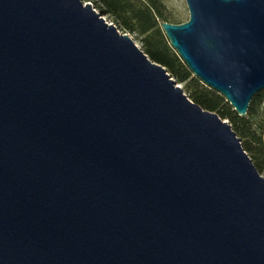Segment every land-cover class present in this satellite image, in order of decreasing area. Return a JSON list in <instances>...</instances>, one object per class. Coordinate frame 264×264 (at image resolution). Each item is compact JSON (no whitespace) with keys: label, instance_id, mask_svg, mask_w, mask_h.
<instances>
[{"label":"water","instance_id":"obj_1","mask_svg":"<svg viewBox=\"0 0 264 264\" xmlns=\"http://www.w3.org/2000/svg\"><path fill=\"white\" fill-rule=\"evenodd\" d=\"M185 2L166 40L246 117L264 0ZM176 85L88 2L0 0V264H264V177Z\"/></svg>","mask_w":264,"mask_h":264},{"label":"trees","instance_id":"obj_2","mask_svg":"<svg viewBox=\"0 0 264 264\" xmlns=\"http://www.w3.org/2000/svg\"><path fill=\"white\" fill-rule=\"evenodd\" d=\"M87 1L100 4L106 8V13L114 16L117 21L121 22V25L125 29L131 32L136 31L142 35L151 31L148 36L142 39L143 53L151 61L164 67L166 72L172 78H175L178 83L187 82L192 87L190 93L186 95L190 101L199 105L204 110L217 112L221 119L228 121L232 130L239 138L243 150L250 159L251 157L248 153L264 157V133H257L250 122V117L255 115L257 106L262 102L264 91L252 99L246 117H239L221 95L206 87L195 78L177 54L171 49L161 29V22L158 23L157 17L153 15L155 11L158 13V8L154 3H150L147 8L136 9L127 0ZM127 14L128 16H126ZM251 161L253 163L252 159Z\"/></svg>","mask_w":264,"mask_h":264},{"label":"rangeland","instance_id":"obj_3","mask_svg":"<svg viewBox=\"0 0 264 264\" xmlns=\"http://www.w3.org/2000/svg\"><path fill=\"white\" fill-rule=\"evenodd\" d=\"M86 2L87 0H83ZM130 4H132L136 9H144L147 8L150 3H154L158 8V13L155 11L154 16L157 17V22H167L170 24H181L188 20L189 14L186 6L185 0H127ZM88 2V1H87ZM93 9L96 13L102 15V18L109 24H113L121 34L129 35V37L135 42V44L139 47L140 50L143 51V43L142 39L148 36L151 31L146 32L145 34L140 35L138 32H131L125 29L120 21H117L114 16L110 13H106V8L101 6L100 4L91 3ZM128 16V14L126 15ZM159 26V25H158ZM160 28V26H159ZM172 78V77H171ZM176 83V87H181L184 94L188 95L192 90V87L186 83H178L175 78H172ZM219 115L217 112H213ZM226 121V120H225ZM250 122L252 127L257 133H264V96L262 98V102L257 106L255 115L250 117ZM251 159L253 160L254 166L258 173L264 177V157L256 156V154L248 153Z\"/></svg>","mask_w":264,"mask_h":264}]
</instances>
